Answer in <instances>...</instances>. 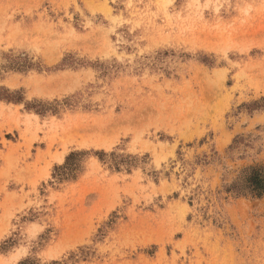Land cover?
<instances>
[{"label":"rangeland","instance_id":"374dc122","mask_svg":"<svg viewBox=\"0 0 264 264\" xmlns=\"http://www.w3.org/2000/svg\"><path fill=\"white\" fill-rule=\"evenodd\" d=\"M2 88L0 264H264V0H0Z\"/></svg>","mask_w":264,"mask_h":264},{"label":"trees","instance_id":"16d2710c","mask_svg":"<svg viewBox=\"0 0 264 264\" xmlns=\"http://www.w3.org/2000/svg\"><path fill=\"white\" fill-rule=\"evenodd\" d=\"M0 100L15 103L22 102L18 93H11L9 90L3 88L0 89ZM76 155L71 154L68 160ZM227 192L233 193L236 196L264 197V166L245 169L241 176L228 187Z\"/></svg>","mask_w":264,"mask_h":264},{"label":"bare ground","instance_id":"6f19581e","mask_svg":"<svg viewBox=\"0 0 264 264\" xmlns=\"http://www.w3.org/2000/svg\"><path fill=\"white\" fill-rule=\"evenodd\" d=\"M68 80H69V78H68ZM89 127H91V126H82V125H75L74 127H73V129L72 130H74L75 131V133L76 132H78V130H81V131H83V130H87V129H89ZM94 128H96V127H94ZM104 129V126L102 125V126H100L99 128H98V131L99 132H102V130ZM104 131V130H103ZM79 133V132H78ZM98 135H96V137L97 138H102L101 137V135H102V133H97ZM79 136V135H78ZM77 136V137H78ZM80 138V137H79ZM74 139V138H73ZM84 138L82 137V140H83ZM81 141V140H80ZM103 142V141H102ZM80 143V142H79ZM82 143V142H81ZM96 143V142H95ZM101 143V142H100ZM104 143V142H103ZM102 143V144H103ZM85 144V143H84ZM52 157V156H51ZM52 159V158H51ZM54 159L55 160H63L64 159V155L62 154V155H56V156H54Z\"/></svg>","mask_w":264,"mask_h":264}]
</instances>
